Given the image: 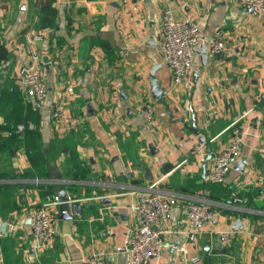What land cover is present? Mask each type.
<instances>
[{"label":"crops","instance_id":"0c3cea01","mask_svg":"<svg viewBox=\"0 0 264 264\" xmlns=\"http://www.w3.org/2000/svg\"><path fill=\"white\" fill-rule=\"evenodd\" d=\"M169 2L198 24L206 51L218 30L225 40L221 51H207L206 65L196 50L176 85L159 47ZM31 32L44 38L31 45ZM0 44L10 54L0 62V183L14 184L0 188V264H85L93 253L128 264L137 193L157 180L172 203V232L149 264H264V13L239 0H0ZM32 48L48 62L43 105L20 81ZM154 67L160 97L152 94ZM144 100L154 105V127L140 113ZM57 101L74 126L52 117ZM21 112L35 131L34 176H28L33 163L26 147L8 145L4 129ZM233 125L242 129L241 147L224 181H211L213 155L227 144ZM77 169L82 177L72 176ZM41 181L58 184L52 197L60 201L51 206L56 233L46 247L30 224L48 196L40 194ZM60 189L68 202L59 198ZM234 191L243 202L232 201ZM74 200L82 204L80 217L73 214ZM193 200L213 211L198 233L187 216ZM222 231L229 233L225 240Z\"/></svg>","mask_w":264,"mask_h":264},{"label":"built area","instance_id":"2783aa9c","mask_svg":"<svg viewBox=\"0 0 264 264\" xmlns=\"http://www.w3.org/2000/svg\"><path fill=\"white\" fill-rule=\"evenodd\" d=\"M241 6L251 9L254 13H264V0H239ZM44 38L42 33L31 32L27 34V42L31 45ZM201 41L198 24L187 15H178L174 5L169 2L163 10L162 25L159 32L160 53L165 63L171 69L172 82L180 84L188 75L192 66L195 52ZM225 47L222 31L218 30L208 40L207 51L215 54ZM42 61L40 53L32 48L28 59L20 66V81L23 89L31 94L34 103L43 105L49 95V84L46 74L42 68L47 65ZM261 96L264 98V75L261 78ZM145 123L154 127L156 116L154 105L150 100H144L139 107ZM52 117L63 122L66 126H74L76 120L72 118L63 102L57 101L52 104ZM24 123H18L16 130L23 134ZM243 134L241 127L233 125L230 137L224 148L213 155L212 165L208 172V179L214 182H222L232 166L234 156L239 152ZM39 181L38 178L35 179ZM160 180L155 181L145 190L137 193L135 211L137 214V226L129 232L128 239V264H149L150 261L161 254L167 245L165 236L171 233L168 223L172 203L169 197L158 187ZM232 201L240 203L244 198L236 193L232 194ZM58 200L48 195L45 202L38 206L31 218V227L35 237L41 246H49L55 238V216L51 206L57 204ZM73 214L76 217L82 215V204L77 200L73 202ZM187 216L191 225V232L198 233L202 226L211 221L213 211L203 200H193L188 204ZM15 225L11 222L9 229L13 230ZM227 231L221 232V238L225 240ZM85 264H117V262L105 254L93 253Z\"/></svg>","mask_w":264,"mask_h":264},{"label":"trees","instance_id":"16d2710c","mask_svg":"<svg viewBox=\"0 0 264 264\" xmlns=\"http://www.w3.org/2000/svg\"><path fill=\"white\" fill-rule=\"evenodd\" d=\"M9 50L7 49V47L4 44H0V62L1 61H5L9 58ZM27 116L23 114V112L18 113L16 119H14L13 121V125L10 126L9 124L4 126V129L9 130V136H8V145H12L15 146L17 143L23 144L26 147V151L29 157V160L33 163V170L31 171V173H29L28 176L30 175H35L36 171L38 172V168L36 166L37 161H36V153H34L32 151V147H31V136L34 135V130L30 129L26 123H27ZM22 122L25 124V128L23 131V134H19L16 130V125ZM31 135V136H30ZM33 175V176H34ZM82 175H84V172H82L81 170H75L72 172V176L73 177H82ZM3 174L0 175V177H2ZM42 177L47 178V176L45 175H40ZM58 186V184L54 183V182H48V181H41L38 183L37 187L39 188L40 194L44 197H46L47 195H55L56 192V187ZM14 184L13 183H0V188H13ZM233 213L238 214V212L233 211Z\"/></svg>","mask_w":264,"mask_h":264},{"label":"water","instance_id":"95a60500","mask_svg":"<svg viewBox=\"0 0 264 264\" xmlns=\"http://www.w3.org/2000/svg\"><path fill=\"white\" fill-rule=\"evenodd\" d=\"M197 51L201 53L202 62H203L204 65H206L207 64V61H208V58H209V53L206 51L205 44H202L201 46H199L197 48ZM157 67H154V69L151 72V76L153 77L152 78V81H151V89H152V94H153L154 97H160L163 94V88L160 86L159 80L156 78V74H155V71H156V68ZM203 139L204 138H202V140ZM58 196L61 199V201H63V202H68L70 200V197L67 194V191L65 189H60L58 191ZM62 213L64 215H66V216L68 215V217H71V215L65 209H62ZM241 225H242L241 224V219L239 218L235 222V228H239Z\"/></svg>","mask_w":264,"mask_h":264}]
</instances>
